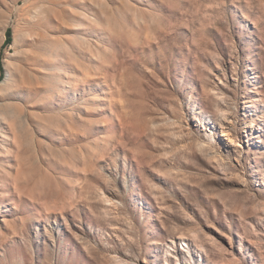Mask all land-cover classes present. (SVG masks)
I'll use <instances>...</instances> for the list:
<instances>
[{
    "label": "rangeland",
    "instance_id": "1",
    "mask_svg": "<svg viewBox=\"0 0 264 264\" xmlns=\"http://www.w3.org/2000/svg\"><path fill=\"white\" fill-rule=\"evenodd\" d=\"M17 66L0 264H264V0H0Z\"/></svg>",
    "mask_w": 264,
    "mask_h": 264
},
{
    "label": "bare ground",
    "instance_id": "2",
    "mask_svg": "<svg viewBox=\"0 0 264 264\" xmlns=\"http://www.w3.org/2000/svg\"><path fill=\"white\" fill-rule=\"evenodd\" d=\"M26 76L23 70L17 66L14 73H6L4 77L0 79V88L5 89V87L10 88L9 94L12 96V99L22 100L24 97V91H35L38 86H28L26 81ZM30 85V84H29ZM7 90V91H8Z\"/></svg>",
    "mask_w": 264,
    "mask_h": 264
},
{
    "label": "trees",
    "instance_id": "3",
    "mask_svg": "<svg viewBox=\"0 0 264 264\" xmlns=\"http://www.w3.org/2000/svg\"><path fill=\"white\" fill-rule=\"evenodd\" d=\"M11 43V29L8 28L6 30V38H5V42H4V45H8ZM2 78V74L0 75V79Z\"/></svg>",
    "mask_w": 264,
    "mask_h": 264
}]
</instances>
